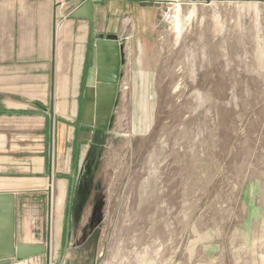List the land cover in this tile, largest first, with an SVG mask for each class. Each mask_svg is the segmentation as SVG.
<instances>
[{"label":"rangeland","instance_id":"374dc122","mask_svg":"<svg viewBox=\"0 0 264 264\" xmlns=\"http://www.w3.org/2000/svg\"><path fill=\"white\" fill-rule=\"evenodd\" d=\"M102 10L119 100L105 132L76 120L68 262L264 264V0Z\"/></svg>","mask_w":264,"mask_h":264},{"label":"crops","instance_id":"0c3cea01","mask_svg":"<svg viewBox=\"0 0 264 264\" xmlns=\"http://www.w3.org/2000/svg\"><path fill=\"white\" fill-rule=\"evenodd\" d=\"M86 1L0 0V195L15 197V243L44 245L48 264L68 262L76 238L65 225L84 135L76 120L92 47L108 36L105 0H92L90 19L72 16Z\"/></svg>","mask_w":264,"mask_h":264},{"label":"water","instance_id":"95a60500","mask_svg":"<svg viewBox=\"0 0 264 264\" xmlns=\"http://www.w3.org/2000/svg\"><path fill=\"white\" fill-rule=\"evenodd\" d=\"M97 2L87 0L72 16L90 19L93 5ZM122 56L123 49L120 42L110 36L107 39L100 37L92 47L81 127L105 132L112 123L119 100ZM80 189L77 193L78 198ZM76 204L78 205L75 213L79 210L80 201L77 200ZM14 215V195H0V243L2 244L0 245V264H48L47 258L44 260L48 249L44 245H17L15 243ZM77 254L78 256L83 255V252L80 251ZM74 257L71 262L65 264H79ZM80 264H94V259L90 263Z\"/></svg>","mask_w":264,"mask_h":264},{"label":"bare ground","instance_id":"6f19581e","mask_svg":"<svg viewBox=\"0 0 264 264\" xmlns=\"http://www.w3.org/2000/svg\"><path fill=\"white\" fill-rule=\"evenodd\" d=\"M92 243V242H91ZM90 248V247H88ZM87 249V248H86ZM86 259V260H85ZM74 260L77 262V263H82V262H85V263H89L90 261L88 260V257L86 255H80V256H75L74 257Z\"/></svg>","mask_w":264,"mask_h":264},{"label":"flooded vegetation","instance_id":"af4514ba","mask_svg":"<svg viewBox=\"0 0 264 264\" xmlns=\"http://www.w3.org/2000/svg\"><path fill=\"white\" fill-rule=\"evenodd\" d=\"M90 168H91V170H92V167H90ZM89 170H90V169H89ZM89 172H90V171H89ZM86 178H87V177H86ZM86 178H85V180H87Z\"/></svg>","mask_w":264,"mask_h":264},{"label":"trees","instance_id":"16d2710c","mask_svg":"<svg viewBox=\"0 0 264 264\" xmlns=\"http://www.w3.org/2000/svg\"><path fill=\"white\" fill-rule=\"evenodd\" d=\"M100 156V155H99Z\"/></svg>","mask_w":264,"mask_h":264}]
</instances>
